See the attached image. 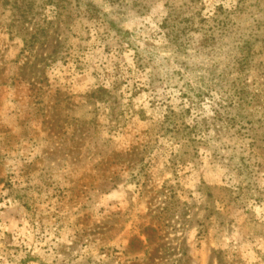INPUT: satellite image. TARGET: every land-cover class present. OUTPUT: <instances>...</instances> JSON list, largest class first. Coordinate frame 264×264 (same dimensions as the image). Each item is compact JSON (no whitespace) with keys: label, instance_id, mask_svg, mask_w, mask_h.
<instances>
[{"label":"rangeland","instance_id":"rangeland-1","mask_svg":"<svg viewBox=\"0 0 264 264\" xmlns=\"http://www.w3.org/2000/svg\"><path fill=\"white\" fill-rule=\"evenodd\" d=\"M0 264H264V0H0Z\"/></svg>","mask_w":264,"mask_h":264}]
</instances>
